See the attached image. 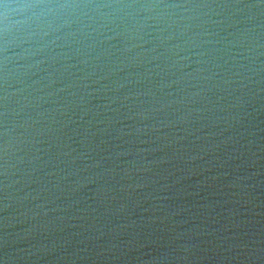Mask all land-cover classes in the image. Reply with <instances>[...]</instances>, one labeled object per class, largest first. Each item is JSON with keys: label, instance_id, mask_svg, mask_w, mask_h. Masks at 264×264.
<instances>
[{"label": "water", "instance_id": "1", "mask_svg": "<svg viewBox=\"0 0 264 264\" xmlns=\"http://www.w3.org/2000/svg\"><path fill=\"white\" fill-rule=\"evenodd\" d=\"M0 264H264V0H0Z\"/></svg>", "mask_w": 264, "mask_h": 264}]
</instances>
